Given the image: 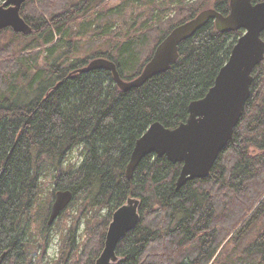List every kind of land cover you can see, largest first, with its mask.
I'll return each mask as SVG.
<instances>
[{"label":"trees","instance_id":"trees-1","mask_svg":"<svg viewBox=\"0 0 264 264\" xmlns=\"http://www.w3.org/2000/svg\"><path fill=\"white\" fill-rule=\"evenodd\" d=\"M130 1L150 18L137 27L125 24L127 32L113 38L115 17ZM94 2L97 7L105 0H63V11L46 15L30 11V0H24L20 15L31 31L25 35L9 30L20 39L22 55L12 59L17 67L11 79L4 82L0 77V254L6 251L2 264H38L39 251L49 247L50 208L36 217L47 171L55 172L54 193L72 191L66 209L74 205L80 215L66 229L65 256L58 264H68L73 256L74 264L79 251L80 264H95L112 212L130 196L140 199V219L119 241L114 264H215L224 237L240 245L252 230L256 233L247 235L234 264L246 259L248 264H264V58L252 71L250 96L232 139L206 177L176 189L182 163L155 154L143 157L130 179L125 174L136 140L153 122L174 128L187 119L188 104L213 85L243 31L220 32L213 21L207 22L179 44L178 59L168 70L140 87L119 89L103 68L79 72L92 59L103 57L115 63L122 79H132L173 27L209 7L226 14L229 0H124L104 25L93 19L79 24V29L105 39L99 38L97 48L82 59H71L78 56L84 36L75 34L74 17L93 9ZM166 6L178 20L142 49L148 40L143 30L151 27L148 21H160L159 12ZM132 29L136 33H129ZM77 145L82 146L80 164L64 168ZM83 218L88 237L79 250L77 230ZM36 220L41 222L37 235Z\"/></svg>","mask_w":264,"mask_h":264},{"label":"water","instance_id":"water-1","mask_svg":"<svg viewBox=\"0 0 264 264\" xmlns=\"http://www.w3.org/2000/svg\"><path fill=\"white\" fill-rule=\"evenodd\" d=\"M24 0H4L0 4V31L11 28L16 33L29 34L31 27L20 15ZM213 21L220 32L242 30L229 57L220 67L213 85L206 94L188 104V117L174 128L156 121L136 140L125 173L130 179L140 160L149 154L164 156L172 163H182L175 185L206 177L219 153L232 139L233 131L243 114L251 92L253 69L264 58V0H229V11L223 14L214 8L200 10L192 18L173 27L156 45L152 56L140 73L129 80L120 77L115 63L96 57L80 68L86 72L95 68L109 70L121 90L143 85L152 76L168 70L178 59L179 44L191 37L207 22ZM73 198L69 189L56 190L50 206L47 224L52 225ZM140 199L130 196L117 207L105 233L103 248L95 264H114L119 257V241L139 222ZM6 251L0 254L3 263Z\"/></svg>","mask_w":264,"mask_h":264},{"label":"rangeland","instance_id":"rangeland-1","mask_svg":"<svg viewBox=\"0 0 264 264\" xmlns=\"http://www.w3.org/2000/svg\"><path fill=\"white\" fill-rule=\"evenodd\" d=\"M4 0H0V4ZM124 0H105L104 3H100L99 6H95V2L93 4V9L86 11H78L77 14L74 17V21L77 25L75 29L76 35H83L82 38L79 39V48L78 52L75 55H71V59L78 58L82 59L84 56L88 55L93 49H96L100 42H98V39H105L101 37L100 34L94 33L91 31H85L84 29H79V24L82 23L86 19H93L94 23L102 24L108 22L111 13L120 5H122V2ZM42 2V3H41ZM76 2V0H75ZM29 5H31V10L35 13L39 14L40 11H44L46 15L52 14V13H58L60 11H63L66 6H63V0H30ZM30 8V6H29ZM104 9H109L108 11L104 12ZM147 15V16H146ZM160 21L155 20V18H152L148 21V24L151 23V27L147 28L145 31L146 36L148 37L147 42L142 47V49L147 50L149 47V44L151 41L161 33L162 30H164L169 24L171 25L176 20H178V17H176V13H174V9L171 6H166L164 9H162L159 12ZM150 18V13L147 14V12L143 9L141 6H134L131 1L129 2L128 7L125 9V12L121 15L115 17L114 23L116 27H114L112 31L111 37L113 38H121L122 35L127 32L126 25L130 27H137L141 22H143L145 19ZM170 21V22H169ZM169 22V23H168ZM126 24V25H125ZM10 28L4 29L0 31V77H4L3 81L11 79V74L15 69L16 64L12 62V59H15L22 55L20 52V39L16 36L11 35ZM12 31V30H11ZM14 32V31H13ZM129 33H136L134 32V29L130 30ZM107 37V36H105ZM108 38V37H107ZM108 41V40H107ZM143 50V52H144ZM38 50H35L33 53H36ZM142 51V50H141ZM29 52H26L25 54H28ZM45 55V52H43V55H40V60L38 62L39 65L43 63V57ZM42 56V57H41ZM26 62H30V59H26ZM25 69V68H23ZM2 83L0 82V86ZM82 146L77 145L75 146L67 155L66 161L63 165L64 168L68 167H77L82 158L83 153L81 152ZM54 171H47V174L42 177V185L40 188V194H39V200L37 202V212L36 217L38 213H40V216L43 217L48 211V208H50L53 198H54V188L52 185V180ZM79 215V210L76 209V206H71L69 209H66L65 213L62 216H59L56 218V220L51 225L50 230V244L49 247L46 250H40L39 254L36 256V260L38 264H58L60 260H62L65 256V253L62 255L63 246V237L66 233V229L69 225L73 224V222L76 220L77 216ZM80 216V215H79ZM78 216V217H79ZM84 218L81 219L80 227L78 228V245L79 250L82 249L83 244L87 240L88 235L84 232L85 224H84ZM40 220H36V223L33 226V233L35 235L38 234V230L40 227ZM256 233V230L249 231L243 235L244 240L242 241V244H237L236 241H233L232 238L224 237L222 244L219 248H222L220 252L219 259L217 258L215 260V264H234L236 262H239L238 256L241 252L242 248L244 246L243 243L247 240V235H254ZM229 238V239H228ZM219 250V251H220ZM226 250L225 254L223 255L222 252ZM218 251V252H219ZM81 253V251H79ZM80 253L78 254V258L74 262V264H80L81 263V257H79ZM218 254V253H217ZM73 257H70V261H68V264L71 263L73 260ZM214 259V258H213ZM240 264H248L247 259L246 262L240 263Z\"/></svg>","mask_w":264,"mask_h":264},{"label":"bare ground","instance_id":"bare-ground-1","mask_svg":"<svg viewBox=\"0 0 264 264\" xmlns=\"http://www.w3.org/2000/svg\"><path fill=\"white\" fill-rule=\"evenodd\" d=\"M126 174V173H125Z\"/></svg>","mask_w":264,"mask_h":264},{"label":"flooded vegetation","instance_id":"flooded-vegetation-1","mask_svg":"<svg viewBox=\"0 0 264 264\" xmlns=\"http://www.w3.org/2000/svg\"><path fill=\"white\" fill-rule=\"evenodd\" d=\"M243 33V32H242Z\"/></svg>","mask_w":264,"mask_h":264}]
</instances>
